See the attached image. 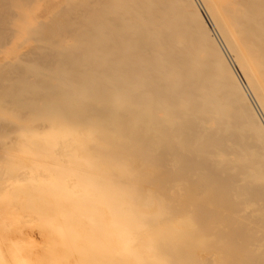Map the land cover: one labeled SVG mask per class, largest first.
<instances>
[{"label":"bare ground","instance_id":"6f19581e","mask_svg":"<svg viewBox=\"0 0 264 264\" xmlns=\"http://www.w3.org/2000/svg\"><path fill=\"white\" fill-rule=\"evenodd\" d=\"M13 260L264 264V0H0Z\"/></svg>","mask_w":264,"mask_h":264},{"label":"rangeland","instance_id":"374dc122","mask_svg":"<svg viewBox=\"0 0 264 264\" xmlns=\"http://www.w3.org/2000/svg\"><path fill=\"white\" fill-rule=\"evenodd\" d=\"M34 240H37V239L35 238ZM14 242H17V243H18V246H17L18 248H20V245H21L20 243H23V244H24V242H25V245H27V246H29V244H30L29 242H26V240H22V241H21V240H20V241L15 240ZM26 243H27V244H26ZM14 244H15V243H13V245H14ZM32 244H34V243H32ZM34 245H35V244H34ZM34 245H33V246H29L28 249H29V248H32V247H35ZM22 246H24V245H22ZM22 246H21V247H22ZM27 246H25V247L27 248ZM23 248H24V247H22V249H23ZM17 251L19 252L20 249H19V250L17 249ZM23 251H24V249H23ZM26 251H27V249H26ZM19 253H22V252H19ZM23 258H24V256H23ZM24 259L26 260V258H24ZM12 262H13V264H14V262H16V260L11 261L10 263L12 264ZM18 262H19V260L16 262V264H17Z\"/></svg>","mask_w":264,"mask_h":264}]
</instances>
